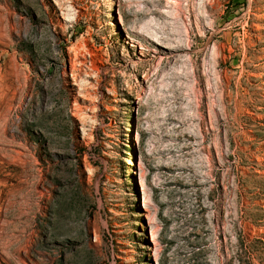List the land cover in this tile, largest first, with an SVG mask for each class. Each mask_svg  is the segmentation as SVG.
<instances>
[{
	"label": "rangeland",
	"instance_id": "374dc122",
	"mask_svg": "<svg viewBox=\"0 0 264 264\" xmlns=\"http://www.w3.org/2000/svg\"><path fill=\"white\" fill-rule=\"evenodd\" d=\"M5 264H264V0H0Z\"/></svg>",
	"mask_w": 264,
	"mask_h": 264
},
{
	"label": "trees",
	"instance_id": "16d2710c",
	"mask_svg": "<svg viewBox=\"0 0 264 264\" xmlns=\"http://www.w3.org/2000/svg\"><path fill=\"white\" fill-rule=\"evenodd\" d=\"M0 264H5L3 261H2V259L0 258Z\"/></svg>",
	"mask_w": 264,
	"mask_h": 264
}]
</instances>
